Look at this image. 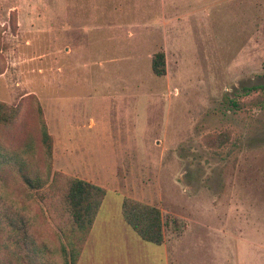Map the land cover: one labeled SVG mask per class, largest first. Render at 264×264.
I'll return each mask as SVG.
<instances>
[{
    "label": "rangeland",
    "instance_id": "374dc122",
    "mask_svg": "<svg viewBox=\"0 0 264 264\" xmlns=\"http://www.w3.org/2000/svg\"><path fill=\"white\" fill-rule=\"evenodd\" d=\"M260 85L264 0H0V102L18 112L1 143L106 191L77 264H264ZM125 198L160 210L164 245L128 227Z\"/></svg>",
    "mask_w": 264,
    "mask_h": 264
},
{
    "label": "trees",
    "instance_id": "16d2710c",
    "mask_svg": "<svg viewBox=\"0 0 264 264\" xmlns=\"http://www.w3.org/2000/svg\"><path fill=\"white\" fill-rule=\"evenodd\" d=\"M151 71L156 77L166 74L162 51L152 55ZM259 91L264 93V85L246 89L247 93ZM230 103L233 108L239 107L237 102ZM38 112L41 141L45 156L50 160L51 137L41 111ZM17 113V109L0 102V123L11 124ZM7 175L11 185L7 183ZM49 179V170L46 177L34 170L26 171L22 153L5 148L0 141V264L78 263L106 191L90 182L59 173H55L50 182ZM33 191L57 230V245L51 246L37 236L36 216L29 209L31 200L38 205ZM121 215L143 242L156 246L164 243V224L158 208L125 198Z\"/></svg>",
    "mask_w": 264,
    "mask_h": 264
},
{
    "label": "crops",
    "instance_id": "0c3cea01",
    "mask_svg": "<svg viewBox=\"0 0 264 264\" xmlns=\"http://www.w3.org/2000/svg\"><path fill=\"white\" fill-rule=\"evenodd\" d=\"M164 245V244H163Z\"/></svg>",
    "mask_w": 264,
    "mask_h": 264
}]
</instances>
